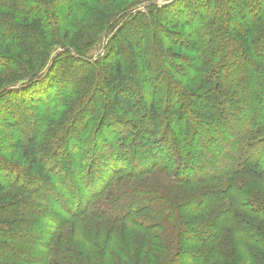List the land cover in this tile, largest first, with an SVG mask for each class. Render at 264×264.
Listing matches in <instances>:
<instances>
[{
  "label": "trees",
  "instance_id": "obj_1",
  "mask_svg": "<svg viewBox=\"0 0 264 264\" xmlns=\"http://www.w3.org/2000/svg\"><path fill=\"white\" fill-rule=\"evenodd\" d=\"M82 1L0 0V264H264V0Z\"/></svg>",
  "mask_w": 264,
  "mask_h": 264
},
{
  "label": "rangeland",
  "instance_id": "obj_2",
  "mask_svg": "<svg viewBox=\"0 0 264 264\" xmlns=\"http://www.w3.org/2000/svg\"><path fill=\"white\" fill-rule=\"evenodd\" d=\"M108 1V0H107ZM170 1H172V0H152V3H154V4H157L158 6H160V5H163V4H165V3H168V2H170ZM86 1H82V0H77V3H79L78 4V6L76 7V9H75V11L74 12H72V14H71V18H69V20H70V22L72 23V24H70L71 26H70V30L72 31V32H75V31H77L82 25H84L85 24V22H86V12H85V10H86V8H83L82 9V7L81 6H79V5H81V3H82V5L85 3ZM129 2H131V0H117V2L115 3V8H117V7H122V6H124V5H126L127 3H129ZM87 3H89L88 1H87ZM95 4H97L96 2H94ZM81 7V8H80ZM135 7H137L135 10H133V11H131V12H134V11H136V10H141V8H142V5H136ZM65 9L63 8V7H61L59 10H58V12H61L62 13V11H64ZM131 12H129V13H131ZM77 22V23H76ZM80 24V25H79ZM112 30H114V29H112ZM110 32V31H109ZM107 37H101L100 38V40L97 42V44L95 45V46H93V48H91L89 51H88V53H87V55H86V58H88L89 60H91V61H93V60H95V59H97L98 57H100L102 54H103V52H104V49H105V47H106V45H107ZM132 59V55L130 56V57H127V63H128V66L127 67H131V64H130V60L129 59ZM27 245H29V246H32L31 244V241L29 240V238H24V240H23ZM21 248H23V247H21ZM20 249V248H19ZM18 252H16V256H22L21 255V253H18ZM17 259H15L14 260V262H13V264H19V262H17L16 261ZM16 261V262H15Z\"/></svg>",
  "mask_w": 264,
  "mask_h": 264
}]
</instances>
